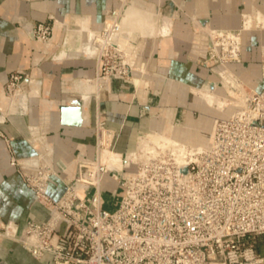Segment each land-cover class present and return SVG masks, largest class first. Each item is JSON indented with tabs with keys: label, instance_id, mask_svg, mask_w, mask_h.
<instances>
[{
	"label": "built area",
	"instance_id": "built-area-1",
	"mask_svg": "<svg viewBox=\"0 0 264 264\" xmlns=\"http://www.w3.org/2000/svg\"><path fill=\"white\" fill-rule=\"evenodd\" d=\"M117 18L114 9L111 19ZM242 30L243 26L206 31V53L198 62L214 70L219 67L218 81L233 108L216 119L205 148L172 145L147 132L138 135L132 151L118 153L113 147L117 132L98 120L94 156H87L81 144L74 170L64 178L54 166L49 125L36 122L26 108L32 81L12 71L2 87L5 106L0 105V123L12 115L28 118L33 160L18 158L12 138L2 131L0 137L9 164L50 213L45 220L27 221L22 227L0 219V237L19 243L36 259L49 255L51 264H264V85L248 87L231 68L241 61ZM108 32L106 22L94 34L106 37ZM28 33L48 41L52 25L39 22L30 25ZM261 52L264 75V47ZM96 54L101 77L130 78L132 65L114 41ZM216 86L212 84V89ZM34 126L37 131L32 132ZM104 150L118 155L119 166L108 164ZM105 174L120 191L113 208L105 206ZM53 176L65 186L57 199L48 193Z\"/></svg>",
	"mask_w": 264,
	"mask_h": 264
},
{
	"label": "crops",
	"instance_id": "crops-1",
	"mask_svg": "<svg viewBox=\"0 0 264 264\" xmlns=\"http://www.w3.org/2000/svg\"><path fill=\"white\" fill-rule=\"evenodd\" d=\"M114 9L117 20L125 25L127 20H137L145 27L138 29L136 24L123 30L127 40L122 45L128 48L132 65L129 79L100 76L95 49L101 37L94 33L110 22ZM39 22L52 25L48 41H38L28 33V27ZM242 26L241 61L231 68L260 89L264 85V0H0V105L5 106L2 87L12 71L24 73L32 84L38 82V92L32 91L26 108L36 122L49 125L47 137L53 143L54 166L61 178L71 174L68 167L81 144L87 156H94L98 120L117 132L113 147L118 153L132 151L138 135L147 132L156 140L191 146L206 138L208 145L214 122L226 117L232 107L218 112L194 93L201 90L225 101L229 97L218 85L219 67L215 71L198 62L206 53L205 30ZM212 84H217L214 92ZM73 96L82 100L79 126L61 121V107L70 104ZM28 126V118L22 115L0 123V131L12 138L15 155L29 158L24 161L33 160L35 154L27 141ZM31 130L37 131L35 126ZM105 181L114 183L108 174L103 185ZM104 187L105 206L113 208L120 196L118 186L114 192ZM64 189L59 177H51L48 193L53 199ZM49 213L9 164L0 137V218L22 227L27 221L45 220ZM0 264H51V257L36 259L19 243L0 238Z\"/></svg>",
	"mask_w": 264,
	"mask_h": 264
},
{
	"label": "bare ground",
	"instance_id": "bare-ground-1",
	"mask_svg": "<svg viewBox=\"0 0 264 264\" xmlns=\"http://www.w3.org/2000/svg\"><path fill=\"white\" fill-rule=\"evenodd\" d=\"M123 9V8H122ZM118 12V11H117ZM115 22V23H114ZM135 22H138L137 20H135V21H131V20H127L126 21V24L127 25H125L124 23L125 22H121L120 20H117V19H115V20H112V19H110V22L108 23V27H109V32H108V34H107V36L106 37H101V40L99 41V48L100 47H102V46H104V45H107L108 43V41L109 40H111V39H118V38H122L123 39V41H122V39H121V41L122 42H120L121 44H126V40H127V36H124L123 35V30L127 27V26H130V28H136L137 26H138V29H142V24H138V23H135ZM139 22H143V21H139ZM145 23L147 24V21L145 20ZM145 23H143V24H145ZM137 24V26H135ZM143 28H145V27H143ZM206 31H208V32H211L210 30H209V27L205 30V33H206ZM206 35H207V33H206ZM137 37V36H136ZM118 40H116V42H117ZM115 42V43H116ZM119 47H121V49L126 53V55H128V48H126L125 46H120L119 44H118V42L116 43ZM80 49L81 48H79V50H78V52L80 51ZM76 52V51H75ZM211 91L212 92H214V89H212L211 88ZM38 92V82L36 81V82H33V94L35 95L36 93ZM194 93H196V95H198L199 97H201L202 99H203V101H204V104L208 107V108H213V109H216L218 112H222L223 111V107L222 106H224V99H221V98H219V97H216V96H214L213 94H210V93H205V92H202L201 90H194ZM21 97H24V94H22L21 95ZM21 97H19V98H17V100L19 101V100H21L22 98ZM228 98V102H227V104L228 105H230L232 108H233V106H232V100H231V98H230V96L229 97H227ZM17 100H15L16 102H17ZM14 102V101H13ZM15 102V103H16ZM206 121H204V124L206 125ZM211 136V135H210ZM205 140L206 141H202L201 143H198V144H196V145H194V146H192V147H197V148H205L207 145V139L205 138ZM169 141H171V144L172 145H178V144H181V145H189V144H185L184 142H182V141H176V140H174V141H172V140H169ZM193 141H195V138H194V140ZM206 143V144H205ZM203 144H205V145H203ZM189 146H191V145H189ZM174 148H179L178 146H176V147H174ZM102 156L105 158V160L108 162V164L110 165V164H113V163H115L117 166H119V162H118V155H115V154H110L109 152H107L106 150H104L102 153ZM68 169H69V171H73L74 170V163H73V161L69 164V167H68Z\"/></svg>",
	"mask_w": 264,
	"mask_h": 264
},
{
	"label": "water",
	"instance_id": "water-1",
	"mask_svg": "<svg viewBox=\"0 0 264 264\" xmlns=\"http://www.w3.org/2000/svg\"><path fill=\"white\" fill-rule=\"evenodd\" d=\"M68 39V36L67 38ZM65 52V51H64ZM65 56V55H63ZM62 56V57H63ZM24 81L23 84H26ZM81 97L73 96L71 103L68 105H63L61 107V121L63 124L79 126L82 123V113H81Z\"/></svg>",
	"mask_w": 264,
	"mask_h": 264
},
{
	"label": "rangeland",
	"instance_id": "rangeland-1",
	"mask_svg": "<svg viewBox=\"0 0 264 264\" xmlns=\"http://www.w3.org/2000/svg\"><path fill=\"white\" fill-rule=\"evenodd\" d=\"M208 28V27H207ZM206 28V29H207ZM208 37V36H207ZM122 39V38H121ZM121 39L120 38H118V39H111L112 41H114V42H116V40H118L117 42H118V44L120 45V46H123L120 42H122L123 41V39H122V41H121ZM111 40H109L107 43H110V41ZM116 42V43H117ZM99 42H98V45H97V47H96V49H95V52L99 49ZM94 52V53H95ZM97 55V54H96ZM95 56V55H94ZM127 59L129 60V52H128V55H127ZM261 59L263 60V55H262V52H261ZM262 60H261V67H262ZM262 70V69H261ZM242 79V78H241ZM243 80V79H242ZM245 82V81H244ZM246 83V82H245ZM218 85H221L220 83H219V81H218ZM246 85L248 86V87H251L248 83H246ZM225 90V89H224ZM227 93V92H226ZM221 96V95H220ZM227 100L226 101H224V106H222L223 107V111H226V109H227V106H228V104H227ZM222 111V112H223ZM196 117L198 116V114H196L195 115ZM115 184H116V182H114ZM114 183H112L111 181H105V184L103 185V186H105L104 188H106L107 190H109V191H112V192H114V187H115V184ZM1 219V218H0ZM2 220V219H1ZM4 221V220H3ZM1 238V237H0ZM6 239V238H5ZM11 240V239H10ZM13 241V240H12Z\"/></svg>",
	"mask_w": 264,
	"mask_h": 264
}]
</instances>
